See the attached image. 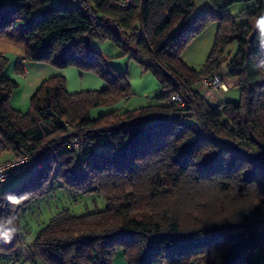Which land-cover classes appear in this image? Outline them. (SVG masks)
I'll return each mask as SVG.
<instances>
[{
    "label": "trees",
    "instance_id": "trees-1",
    "mask_svg": "<svg viewBox=\"0 0 264 264\" xmlns=\"http://www.w3.org/2000/svg\"><path fill=\"white\" fill-rule=\"evenodd\" d=\"M208 1L194 14L195 0H135L126 9L88 0L94 21L82 0H0V38L19 44L24 59L92 71L106 84L69 93L65 78L53 75L22 112L10 104L17 83L4 75L8 59L0 55V155L29 152L41 162L19 187L0 192V236L19 230L10 243L0 240V253L32 264H112L118 252L126 264H264V161L250 157L264 144V65L255 67L264 61V37L254 27L264 0ZM237 3L233 15L228 8ZM213 21V47L193 68L181 53ZM94 40L111 41L156 77L155 103L88 117L131 93L127 72L92 48ZM15 69L22 73L20 64ZM222 69L235 79L238 99L211 104L199 82ZM175 92L185 108L170 100ZM77 137L83 144L68 148ZM55 183L72 199L101 196L104 207L75 213L64 206L26 244L22 212Z\"/></svg>",
    "mask_w": 264,
    "mask_h": 264
},
{
    "label": "crops",
    "instance_id": "crops-1",
    "mask_svg": "<svg viewBox=\"0 0 264 264\" xmlns=\"http://www.w3.org/2000/svg\"><path fill=\"white\" fill-rule=\"evenodd\" d=\"M91 47L106 57L116 71L127 72L131 93L128 97L120 99L110 106L92 108L88 114L89 118L94 119L110 111L130 110L155 103L153 96L156 91L161 89V85L151 72L142 69L140 63L134 57L129 54L123 55L113 43L107 45L104 42L94 40L91 43ZM0 55L8 59L4 75L17 83V87L11 92L10 104L13 108L22 112L27 111L30 98L36 92L41 82L53 75H62L65 78L66 90L69 93L100 90L106 85L104 80L92 71L82 70L75 66L58 68L48 62L26 60L24 59L23 48L19 44L5 38H0ZM17 63L20 64L22 73L16 71L15 66ZM222 75L224 83L228 84L231 82V85L223 93L220 91L218 93L220 95L216 96V100H209L211 104L229 100L239 95L238 88L235 86V79L230 77L226 72ZM5 156L10 155L6 154ZM66 203L68 204V201ZM67 207L70 209V206ZM37 229L38 227L29 229L28 232L22 224V233H25L26 244L29 243ZM0 264H32V262L27 260L22 254L18 257H9L0 253Z\"/></svg>",
    "mask_w": 264,
    "mask_h": 264
},
{
    "label": "rangeland",
    "instance_id": "rangeland-1",
    "mask_svg": "<svg viewBox=\"0 0 264 264\" xmlns=\"http://www.w3.org/2000/svg\"><path fill=\"white\" fill-rule=\"evenodd\" d=\"M53 3H58L60 0H51ZM75 3V2H74ZM73 2H70V4H74ZM243 4L237 3L233 4L228 8V11L235 15L238 13V11L241 9ZM210 7V3L208 0H195L194 3V10L193 13L197 14L199 12H203L207 10ZM218 23L216 21L210 22L207 24L197 35H195L191 40L187 43L185 48L183 49L181 53V59L187 63L189 66L199 69L202 67V65L205 63L208 54L210 53L215 39V34L217 31ZM101 42H104L105 44H111L112 42L109 40H103ZM236 43L230 44L226 52L224 54V57H226L229 53H233L236 49ZM20 63V61H18ZM223 73H225V70L222 69L221 71V78L224 82ZM227 89L229 88V85H231V82L228 84H225ZM220 91L223 93L226 90H215L210 91L208 93V96H206L207 92L202 91L204 94L203 96L209 101L216 100V96L220 95ZM15 98V97H14ZM238 97H233L229 100H237ZM14 100V99H13ZM6 154L3 153L0 155V162L11 158L12 156H5ZM28 178V174H21L10 181L3 183L0 185V192L6 189L19 187L21 183ZM55 189L53 192H49L45 195V197L36 199L32 201L28 208L25 209L22 212V224L26 228V230L29 229H35V227H40L43 225V223L46 222V220L58 212L62 207L64 206H70V209L75 213H81L85 212L87 210L93 209L95 206H98V208L104 207V199L101 196H82L77 195L74 199L67 195L66 191L59 186V183L54 184ZM65 199V200H64ZM68 201V204L66 203ZM256 256L261 261L263 260L262 254L260 253V250L256 252ZM126 264L124 257L121 252H118L112 264Z\"/></svg>",
    "mask_w": 264,
    "mask_h": 264
},
{
    "label": "built area",
    "instance_id": "built-area-1",
    "mask_svg": "<svg viewBox=\"0 0 264 264\" xmlns=\"http://www.w3.org/2000/svg\"><path fill=\"white\" fill-rule=\"evenodd\" d=\"M135 0H112V5L118 9H126L130 7ZM84 3V8L87 10V14L90 19L97 21L98 18L94 12L90 9V3L88 0H82ZM227 87L225 83L222 81V78L218 75H214L212 77H205L199 82V90L206 91L208 96V93L210 91L215 90H226ZM203 93V92H202ZM204 94V93H203ZM170 100L175 104V106L179 108H185L186 107V100L184 97L178 93L175 92L171 95ZM98 139L100 136L97 137ZM84 140L81 137H77L73 141H71L67 147L71 149H78L82 144ZM41 167V162L37 158L33 157L29 152H23L18 156L11 157L9 159H6L2 162H0V185L3 183H6L10 181L11 179L21 175V174H31L35 172L37 169ZM1 205V201H0ZM259 231H264V220L260 224ZM260 240L261 238L258 237L256 242L253 245L252 250H255L260 246Z\"/></svg>",
    "mask_w": 264,
    "mask_h": 264
},
{
    "label": "clouds",
    "instance_id": "clouds-1",
    "mask_svg": "<svg viewBox=\"0 0 264 264\" xmlns=\"http://www.w3.org/2000/svg\"><path fill=\"white\" fill-rule=\"evenodd\" d=\"M254 27L258 30L260 36L264 37V13L255 18ZM261 65H264V61H261L260 65H255V67L259 68ZM8 199L12 203H19V200L15 196H9ZM12 221V218L8 219L9 224H11ZM18 231V228L15 226L7 227L5 228L2 236H0V240H3L4 243H10Z\"/></svg>",
    "mask_w": 264,
    "mask_h": 264
},
{
    "label": "water",
    "instance_id": "water-1",
    "mask_svg": "<svg viewBox=\"0 0 264 264\" xmlns=\"http://www.w3.org/2000/svg\"><path fill=\"white\" fill-rule=\"evenodd\" d=\"M254 32L255 30L250 34L249 36V42H253V37H254ZM164 74L170 79L171 83L175 86V87H178V82L176 81V79L174 78V76L166 71V70H163ZM74 135H76V133H74ZM227 144H229L230 146H233L234 148H238L236 144L230 142V141H225ZM258 144V150L251 153L250 154V157L254 160H260V161H264V144L263 143H260V142H257ZM242 151V150H241ZM245 154H247L246 151H244Z\"/></svg>",
    "mask_w": 264,
    "mask_h": 264
}]
</instances>
